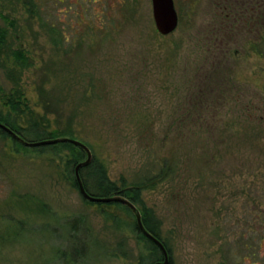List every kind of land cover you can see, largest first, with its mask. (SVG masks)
Masks as SVG:
<instances>
[{"label": "rangeland", "instance_id": "rangeland-1", "mask_svg": "<svg viewBox=\"0 0 264 264\" xmlns=\"http://www.w3.org/2000/svg\"><path fill=\"white\" fill-rule=\"evenodd\" d=\"M173 4L162 36L151 0H0V117L80 141L138 188L169 264H264V0ZM69 157L0 132V264L162 261L124 205L82 198Z\"/></svg>", "mask_w": 264, "mask_h": 264}, {"label": "trees", "instance_id": "trees-1", "mask_svg": "<svg viewBox=\"0 0 264 264\" xmlns=\"http://www.w3.org/2000/svg\"><path fill=\"white\" fill-rule=\"evenodd\" d=\"M32 2V1H31ZM31 4V8L32 7H36V3L32 2ZM6 31L2 28H0V54L3 51V49L6 47L5 46V42H6ZM264 42V39L262 40ZM264 45V44H263ZM12 56L14 57V60L16 62V65H19L21 67H24L27 58L23 55V53H21L20 51H13L12 52ZM9 105L11 106V108L13 110L19 108L20 106H25V102L21 99V95L20 93H14L13 96L9 97ZM0 122L4 125H6L9 129L13 130L14 132H16L20 137H22L25 141L27 142H37V141H43L44 139H52L51 134L50 133H43L42 135L38 133H33L34 136H36L38 139L36 140H32L29 141L27 140L25 134L23 133L22 129L16 127L13 123H10L9 121H7V119L0 117ZM0 132H2L3 134H5L6 136L9 137V135L5 132H3L2 130H0ZM10 138V137H9ZM55 138V137H53ZM15 142V141H14ZM17 143V142H16ZM21 146V145H20ZM45 148H47L49 151L51 152H56V153H60V152H69V165H70V171L73 172L74 168L76 167V165L80 162H83L84 160L81 161V158L83 156H85V153L80 150L79 148H77L76 146L74 147L73 145L69 144V143H64V144H54V145H50V146H43ZM40 147V148H43ZM79 174H80V178L81 181L83 182L84 188L86 193H89L91 196L94 197H110L111 195H119V196H123L125 197L127 200L136 203L139 197V189L138 188H116L115 185L113 183H111L110 181L107 180L106 178V174L104 172V170H102V168L97 165L94 161H91L90 164L87 165V167L81 168L79 169ZM74 173V172H73ZM85 173H87L85 175ZM90 182V183H89ZM74 183L76 184V182L74 181ZM90 184H92V186H94L96 188V190L99 192L98 194H94L92 192L89 191V186H91ZM77 187V185H76ZM112 204V203H111ZM144 222V226L146 228V230L151 233L153 235V237L158 238L155 230L152 229V227L148 224V222H146L145 220H143ZM136 226V223H135ZM70 236V237H69ZM69 240H68V247H71L70 249V258H73V261L77 260V258H80L82 253L84 252V248L82 247L81 244H79L78 242V236L76 234V232L74 233H70L69 234ZM142 239H145V241L151 246L152 252H154V257L152 258V261H156L157 257L160 256L159 254V250L158 247L156 245H154L153 243H151L147 238L145 237H141ZM67 256L66 252H63L62 254L59 255V257L61 258H65ZM162 256V255H161Z\"/></svg>", "mask_w": 264, "mask_h": 264}, {"label": "water", "instance_id": "water-1", "mask_svg": "<svg viewBox=\"0 0 264 264\" xmlns=\"http://www.w3.org/2000/svg\"><path fill=\"white\" fill-rule=\"evenodd\" d=\"M151 7H152V18L154 19V25L157 31L162 36H167L173 33L177 29L178 24V17L176 14L175 6L173 4V0H151ZM0 130L7 133L13 141L17 142L19 145L26 147V148H36V147H43V146H50L54 144H64L69 143L76 146L80 150L85 153V160L80 162L74 168V181L76 182L78 192L81 194L82 198L87 202L95 203V204H122L124 205L129 212L134 215V223H136V229L141 235L147 238L151 243L158 247L160 254L162 255V261H157L154 264H169V254L167 253L164 245L151 233H149L145 226L144 222L141 219V213L138 211L136 206L133 202L127 200L123 196L119 195H111L110 197H93L89 193H86L83 182L81 181L79 169L87 167L88 164L91 163L92 154L91 151L80 141L72 140L66 136L58 137L53 139H44L43 141L37 142H27L22 137H20L16 132L9 129L6 125L0 122Z\"/></svg>", "mask_w": 264, "mask_h": 264}]
</instances>
